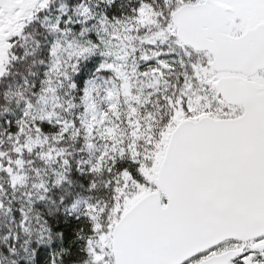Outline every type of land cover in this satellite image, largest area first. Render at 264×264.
Here are the masks:
<instances>
[{
	"label": "snow or ice",
	"instance_id": "obj_1",
	"mask_svg": "<svg viewBox=\"0 0 264 264\" xmlns=\"http://www.w3.org/2000/svg\"><path fill=\"white\" fill-rule=\"evenodd\" d=\"M0 264H264V0H0Z\"/></svg>",
	"mask_w": 264,
	"mask_h": 264
}]
</instances>
